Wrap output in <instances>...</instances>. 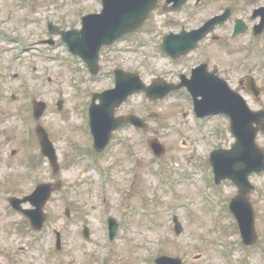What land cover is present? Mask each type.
Masks as SVG:
<instances>
[{
    "label": "rangeland",
    "instance_id": "rangeland-1",
    "mask_svg": "<svg viewBox=\"0 0 264 264\" xmlns=\"http://www.w3.org/2000/svg\"><path fill=\"white\" fill-rule=\"evenodd\" d=\"M99 8L96 0H24L18 9L12 0L0 1V19L6 20L7 32L21 39L19 44L0 40V70L6 72L4 91L6 96L21 93L16 103L8 104L4 98L1 104L10 114L6 121H0V264H154L160 253L180 256L184 264H264V252L242 247L239 231L233 219L226 217L221 202L219 208L225 217L219 219L221 226L217 227L218 214L207 196L210 193L225 202L237 195V187L230 180L223 181L218 190L211 186L212 170L202 167L209 168L210 148H227L235 139L225 122L216 120L204 124L202 128L208 133L204 138L183 94L150 102L138 95L123 108L144 113L146 103L159 114L150 123L151 136L166 148L162 157L150 154L141 136L133 133V166L132 160L126 165L130 156L122 158L114 152L103 158L110 169L104 163L100 166L104 173L98 178L103 185L90 165L88 175L94 179L81 181L80 166L86 162L82 150L74 147L68 151V131L74 142L82 139L86 91L106 89L112 80L107 75L89 77L81 62L71 59L65 44L48 48L41 41L50 36L47 21L62 23L65 28L79 27L83 14ZM104 59L107 63L102 70L122 65L135 69L137 65L146 81L169 65L155 43H139L132 38L106 49ZM139 63L143 65L139 67ZM13 73L19 77L13 78ZM35 99L47 103L40 123L58 150V174L39 151L37 121L32 116ZM59 99L64 100L63 111L57 109ZM7 132L10 140H6ZM69 154L73 157L70 166ZM130 167L136 172L134 184L119 172ZM59 180L62 187L54 190L44 206L47 217L43 229L33 231L23 215L11 209L7 197H22L40 183ZM251 181L264 191V175L253 176ZM103 197L109 214L120 223L113 240L108 236V214L102 213ZM259 205L262 213L257 215V231L264 247V202ZM174 215L182 222L180 234L174 230ZM85 225L89 238L83 235ZM55 230L62 233L59 249Z\"/></svg>",
    "mask_w": 264,
    "mask_h": 264
},
{
    "label": "flooded vegetation",
    "instance_id": "flooded-vegetation-1",
    "mask_svg": "<svg viewBox=\"0 0 264 264\" xmlns=\"http://www.w3.org/2000/svg\"><path fill=\"white\" fill-rule=\"evenodd\" d=\"M176 2L178 3L177 0ZM176 2L174 0H170V2L159 0L158 8L152 12L149 19L135 33L127 35L123 40L132 38L140 43H164L166 39L175 40L174 35L200 28L206 21L216 16L226 15L224 21L217 23L214 30L201 40L193 51L176 59L167 57L169 65L164 68L161 76L157 77H162V81L169 84H187L195 70L196 88L207 94L205 98H208L211 104L226 105L230 103L233 105V114L238 116L244 114L241 105L243 99L253 112L252 122L254 126L262 127L264 125V0H187L181 7H174ZM5 23L6 20L0 19V37L5 36L3 31ZM106 49L108 48L102 50L99 59L100 69L105 67L107 63L104 59ZM122 66L117 67L123 68L125 71H136L128 65L127 69ZM0 72L1 100L4 97L2 80L6 72L2 70ZM153 79L154 77L145 82L150 84ZM178 92L187 93L188 86L184 85ZM233 94L237 95V98ZM18 97L17 94L15 99ZM134 97H131L127 103ZM203 98V95L199 94L196 100L199 103ZM127 103L116 111V115L125 116L130 113L140 115L145 120L146 127L144 130L140 129L139 132L144 136L142 141L146 143L152 137L151 117L149 116L151 111L148 112L146 108L144 113L137 110L123 111ZM87 112L88 106L86 114ZM204 118L224 121L231 133V117L229 115L215 113ZM242 122L248 123L249 117L244 116ZM88 128L89 120L86 116L82 127L84 136L80 141L74 142L73 134L68 131V147H70L68 151L72 152L75 147L85 154L83 161L90 154L101 164L104 163L105 155L108 157L114 152H118L122 158H125L126 155L130 156L126 160V165L127 161L132 160L131 166H133L136 159V148L132 137L133 133H136L135 126L125 125L115 130L114 133L112 132L113 135L108 146L101 153L96 152L93 148L90 129L86 135L84 129L88 130ZM2 130L3 128H0V132ZM127 130L133 132L127 134ZM120 138L125 140L124 144L117 142ZM257 140L264 149L263 131L258 132ZM72 158L69 154L68 166L73 164ZM106 166L110 169L109 165ZM80 167L88 174L86 163ZM119 172L131 179L136 175L131 167L127 170H119ZM261 175H264V172L253 176ZM83 177H87L84 172ZM250 197L257 215L262 213L259 202H264V191L259 185L256 184V189L252 191Z\"/></svg>",
    "mask_w": 264,
    "mask_h": 264
},
{
    "label": "water",
    "instance_id": "water-1",
    "mask_svg": "<svg viewBox=\"0 0 264 264\" xmlns=\"http://www.w3.org/2000/svg\"><path fill=\"white\" fill-rule=\"evenodd\" d=\"M117 2L106 3L107 12L104 16L101 15L97 27L99 30L96 33L87 32L83 36V32H78L75 30L64 31L63 40H66L70 47L75 53L82 55L83 57H88L91 53H95V58L98 57V51L101 45L105 42L111 43L116 38H118L125 31L134 30L141 22H143L150 12L156 7V3L153 0H115ZM85 26H86V18ZM91 22L96 21V16L89 17ZM84 26V27H85ZM95 23H90L89 27H94ZM58 27L51 24V29L57 31ZM196 33L190 34L189 40L192 42L190 46L184 51L192 49L198 39L202 37L201 35H195ZM203 35V34H202ZM179 44L168 43L163 46L164 50L168 52H173L175 55L182 53L183 50ZM89 58V57H88ZM123 85V83H121ZM141 86H138L141 89ZM147 94L152 98L164 97L176 87H166L162 86L160 89L148 87L145 88ZM121 92L120 81L118 87L111 91L105 92L104 94L113 93L115 96ZM117 100V99H116ZM118 100L114 103L117 106L119 104ZM59 107H62V102L59 103ZM97 107V106H96ZM46 104L42 101L35 104V116L40 118L44 113ZM112 108V112H113ZM132 121H135L138 125L140 124L139 118L132 117ZM251 125V124H249ZM253 126V125H252ZM255 129V128H254ZM38 134L40 136L42 152L44 155L48 156L52 166L54 167V172L57 173L60 170L58 164V157L56 155L55 148L49 139L48 133L43 126H38ZM257 129L253 131L251 137V144L253 148L258 151V158L252 159L254 155L248 154V158L242 150L243 140L242 137L237 135V142L233 145L230 150H216L211 157V162L214 166L215 173L217 175L218 181L224 178L232 179L239 188V194L234 197L231 201L230 207L238 218L240 230L243 236V240L246 244H253L256 240L257 234L255 231V214L252 204L249 201V194L253 189V185L249 180V175L253 171H261L264 168V152L255 143V133ZM152 146L158 156L164 153V147L157 140L152 141ZM51 183H42L37 186L35 191L25 196L24 198L12 197L10 201L14 208H17L24 212L31 220L32 226L40 230L42 229L43 223L46 219L44 213V206L52 195L53 188ZM58 187L61 186L59 182ZM31 202L34 206L32 209H23L21 204L24 202ZM117 224L115 220L112 219L111 232L110 235L113 238L116 235ZM178 232H181L182 227L179 221H177ZM85 235L89 237V230L85 229ZM58 244H60V233H58ZM157 264H182V260L179 257H168L161 256L156 260Z\"/></svg>",
    "mask_w": 264,
    "mask_h": 264
}]
</instances>
